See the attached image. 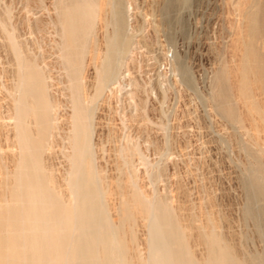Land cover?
<instances>
[{"label":"rangeland","instance_id":"obj_1","mask_svg":"<svg viewBox=\"0 0 264 264\" xmlns=\"http://www.w3.org/2000/svg\"><path fill=\"white\" fill-rule=\"evenodd\" d=\"M81 1L0 0V203L11 201L22 167L13 109L20 94L19 69L23 62L41 76L45 88L41 97L55 105L53 113L50 111L53 116L49 115L55 132L50 129L40 138L37 130L33 131L36 119L27 115L25 124L31 126L35 119L30 133L39 137L29 133V138L45 140L43 152H38L41 164L47 165H41L45 179H54H50L53 184L50 182L55 188L49 186L61 191V198L69 196L68 129L75 97L67 61L73 56V48L71 43L67 46V28L60 27L63 13L71 26L69 37L82 35L86 51L91 48L86 53L95 55L97 49L104 50L114 29L112 4L117 3L123 33L130 39L127 54L120 61V74L94 97L96 74L93 54L89 53L84 56L81 79L84 96L93 99L88 103L93 130L92 168L104 179L100 187L109 218L118 223L119 202L137 191L143 198L170 205L173 214L176 211L174 216L185 228L196 258L205 256V245L196 237L202 227V233L207 230V225L208 230L218 227L216 232L234 250L239 246L247 251L237 248L241 258L246 254L264 256V198L251 188L257 181L264 182V175L254 177L256 163L264 164V0H112L111 5L108 0H88L97 11L90 27L87 16L72 10L74 2L83 6ZM105 2L107 5L100 6ZM93 3L99 4L96 7ZM10 36L20 48L18 56L9 43ZM28 116H33L32 120ZM207 220L213 226L216 223L214 228L206 224ZM135 223L127 222L120 237L128 241L127 232L136 233V244L131 242L130 246L133 256L130 250L129 258L142 259L147 254L148 227L144 217Z\"/></svg>","mask_w":264,"mask_h":264},{"label":"bare ground","instance_id":"obj_2","mask_svg":"<svg viewBox=\"0 0 264 264\" xmlns=\"http://www.w3.org/2000/svg\"><path fill=\"white\" fill-rule=\"evenodd\" d=\"M87 1L88 0L81 1L84 2L83 6H81V4L77 2H74L73 5L72 4L71 5L74 7V8L72 7L73 8L72 10L76 11V13L81 12L83 13L84 16L88 17V19L90 20L89 22L90 24L87 23V25L89 24V26L87 27H90V25L92 26L93 24L92 23L94 21L93 18L94 15H96L95 12L97 11H94L95 7L92 8L93 6L91 5L92 6L91 7L89 5L90 3L88 4ZM59 2L58 4L60 5ZM67 3L65 7L68 6ZM76 3L77 5H74ZM109 3L111 5L112 0H108L107 4L109 5ZM98 4H95L96 7L98 6ZM101 4L104 5L106 4V2L100 3V6ZM112 5H113L112 15L114 18L113 19L114 26L113 25L112 26L114 27V29H112L113 31L111 32L110 35L111 37L108 36L109 40L107 42L105 41L106 46L103 51L102 50L100 51L99 49L96 48L98 51L95 53V55L93 54V52L91 51L89 52L93 54L91 59L93 60V65L96 74V77L93 76L95 79L92 78L93 80H96L95 82L96 87L93 85V87H95L93 90L95 92V94L93 93L94 97L100 95L103 92L104 87L106 88L107 86L112 84L111 82L114 79L117 80V76L120 74V61L126 56L130 45V39H128L123 33V18L120 7L117 3H113ZM71 12L73 14V11ZM63 14L65 15V17L63 18L64 21L62 22L63 26H60V23L58 24L60 27H64L65 29L67 28L66 31L68 32V38L66 40L67 46H70L71 43L73 48L71 53V55L73 56L71 58H68L67 61L72 71L70 75L73 76V79L68 77V80L69 81L71 79H72L71 81L74 80L72 84L73 88L71 94H73L75 97L73 106L71 100L73 116H71L72 117V119H70L71 122L69 121L71 123V128L68 129V131L71 129L70 138H68L70 139V141L67 140L70 142V148H71L69 172L67 173L68 176L66 175L68 177L67 181H68L69 194L68 192L67 194L69 196L65 195L66 198L63 197L65 199L61 198L62 196H60L59 194L61 191L58 192L56 189H54L55 187L52 185L53 184L52 181L54 179L48 177L52 181L48 179L49 183L47 184L48 180L46 181L44 176L46 174V171L43 168L45 165L43 166V164H41L42 160L41 161L39 160L38 152L40 150L43 152L42 142H44L45 140L43 141V139L42 140L38 139L39 137L36 135L38 133L40 138H42L46 133L48 134L51 132L50 129L53 130L50 127V125L54 126L55 124L54 123H53L54 125L52 124L53 120L50 121L51 119L50 116L51 115L53 116L52 109H54L55 105L51 104V102L46 103V101L41 97L42 91H44L45 93L44 84L42 82V79L40 78L41 76L36 75L37 72L32 71L30 64L23 62L24 61L22 60L24 59L23 57L21 59L23 63L21 64L19 69L21 70V74H22L20 83L18 85L20 94L19 96H17L18 98L16 97L17 99L14 104L15 109H13L15 110V127L17 128L19 135V138L17 139L18 140L20 139V141H18L20 142L19 149L21 148L20 154L17 153L21 157L20 158L19 156H17V158L19 157L20 158L19 161L20 160L21 161L20 163L17 162L16 164L19 163L22 165V167L20 165L21 170L18 172L16 179V181L18 180L16 182L18 184V188L16 187L15 189L17 190H15L11 194L12 196L11 201L9 203L3 202L5 204L4 206L3 203L2 204L0 203V205L2 206L0 208V264H264V256L262 255L260 256L259 254H257L258 256H249L250 254L245 253L246 257L241 258L239 256L241 252L238 253L239 251H236L239 246L235 245L237 246V248L235 247L236 250H234L232 248L234 246L232 245L231 247L228 243H226L227 239L221 237L216 232L218 230L215 229L218 227L214 228L216 223L213 226L210 224L211 222L209 223L208 220H207L208 223L206 222L205 223L209 224V226L211 225L210 227L213 226L215 230L210 227H209L210 229L208 230V225H207L206 228L208 231L206 230L205 232L202 233L203 227L201 230L199 229L200 230L199 231L197 228L199 226L198 225L196 226L198 230L197 234L198 232L199 233L201 232L199 237L196 238H199L198 241H200L202 244L205 245V248L204 245L202 248L206 249V253L203 252L205 254L204 257H201L200 259L196 258L186 238L187 237L185 235L186 231L183 230L185 228L182 226L183 227L182 229V227L178 224L176 217L174 216L176 211L173 214L171 207H169L170 205L164 206L161 205L160 203L157 202L155 203V201L154 202L152 201L153 198L148 200L147 199L148 196L145 197L146 199L143 198L144 196L142 197L140 195V192L138 194L137 191H134L135 190L133 189L134 187L132 188L129 187L133 189L134 192H130L132 193V195L131 196L127 195L128 198L126 196V199H123V197L120 196L123 200L122 202H119L120 204L119 222L113 223L111 221V219L109 218L106 212V204H105L106 201L103 198L102 188L100 187V182H102L103 178L101 179L98 171H95L92 168V165H94L92 159L93 144L91 146L92 143L91 138H92L93 130L91 126V111H90L91 106L89 107L88 105L90 104L88 103L90 101L93 102L92 101L93 99L88 100L89 98H86L84 96V94L86 93L84 92L85 90H83L84 88L83 86L85 85V83H82L83 80L81 81V79L83 78L82 74L84 75V73H82L83 65H84V56L85 54L86 55L89 54L86 52L91 48H88V50L86 51L85 43L87 42L83 41L82 35L80 37L79 36L76 37L75 35H73L75 37L73 38L72 36V39L71 37H69V34L71 33L69 28L71 26L69 27V20L67 19L66 16L67 14L65 12ZM72 23L73 22L71 21V24ZM78 26L80 25L78 24ZM10 35L13 36V34ZM12 36H10L8 40H10L9 43H11L13 47L12 50H14V53L18 56L20 48L18 49L17 47L18 43L16 44L14 40L16 36L15 37L13 36L14 38ZM62 42L63 41L61 40V43ZM20 53H22V51ZM88 62L89 61L87 60V63ZM65 68L68 67H66L65 65ZM84 69H86V67ZM253 71H255V69ZM260 71L262 70L260 69ZM253 73L255 74V72ZM70 87L71 85L68 84V88ZM71 97L73 98V96ZM51 110L52 113L50 115ZM27 115L34 116V117L33 116L31 117L28 116V117L31 118V120L32 117L36 119V121L34 119L35 125H33L34 121H32L31 123L36 128H34L31 124H30L31 126H27V124H25L27 123V121H25ZM33 128H34L33 131H35L36 129L37 131L35 132L37 133L36 134L33 132L31 133L35 134V136L38 138L31 140L29 138V133H30V129ZM53 128L56 129V126H54ZM53 132L55 131L53 130ZM52 135H53L52 138H55L54 133H52ZM49 143L51 144L50 141ZM41 156L40 158H42ZM45 159L43 160L45 161ZM95 167L96 166H94V168ZM255 168H256L254 171L255 178H258L259 175H264V164L256 163ZM16 169L17 167L15 168V171H18ZM48 172H50L49 169ZM50 174H52V172L49 173V176L51 177L52 175H54V174L52 175ZM6 180L8 181V179ZM10 180L11 179H9V181ZM50 181L52 182V184ZM130 182H127L128 186ZM133 183L134 181L132 182V184ZM49 184L52 185L54 188L52 186H49ZM101 185L103 184L101 183ZM2 188H4V185ZM251 188L253 190V193L257 194L262 199L264 198V182L260 183V181H257L255 184L253 183V186ZM4 189L6 190V187ZM122 190L124 191V189ZM258 196L257 198L255 197V199H258L259 198ZM4 201H6V199ZM257 209L255 210L257 211ZM248 210L250 211L251 208H248ZM256 211L254 212L256 213ZM261 211L259 212L261 213ZM251 214L252 217L255 216V214L254 215L253 213ZM246 215L247 214L245 213V216ZM248 216L251 217V215ZM140 217H144L146 219V223H147L146 227H148V233L146 234L147 254L146 256H144V258L142 257V259H140L141 256L139 258V256H135L134 253L135 258L130 257L132 258L130 260L129 253L130 250L133 248L132 247L130 249V246H131V242H134V244H136L135 243L136 233L134 232L135 234L131 235L126 231L127 234L130 235V238L127 241L126 239L121 238L123 236L120 234V231L127 222L129 224L131 222L132 223L131 225H134V223L137 222V219ZM262 217L264 219V214ZM207 218L210 219V216ZM206 224L204 226H206ZM130 229L133 230V228ZM222 238H224V240L226 241H224ZM134 249L136 250V248ZM239 249L241 248L239 247ZM132 252L134 251L131 250V253ZM241 255L244 256L243 254ZM136 258H139V260L136 261ZM134 259L136 262L133 261Z\"/></svg>","mask_w":264,"mask_h":264}]
</instances>
